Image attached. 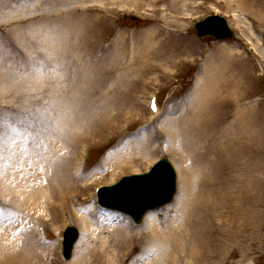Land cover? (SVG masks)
<instances>
[{
	"label": "rangeland",
	"instance_id": "rangeland-1",
	"mask_svg": "<svg viewBox=\"0 0 264 264\" xmlns=\"http://www.w3.org/2000/svg\"><path fill=\"white\" fill-rule=\"evenodd\" d=\"M209 15L224 17L235 39H199L194 23ZM155 93L156 118L147 108ZM190 108L213 151L241 123L235 156L223 154L215 171L223 173L216 178L219 212L228 222L238 213L239 193L225 173H253L258 259L243 264H264V0H0V235L11 239L0 264H70L82 242L91 259L101 238L104 252H113L111 239L126 234L112 263H144L152 236L146 214H155L168 238L183 199L163 123ZM116 150L130 151L127 168L115 173L106 163ZM161 157L177 175L171 202L137 226L95 206L96 185L144 173ZM5 173H28L30 181L5 189ZM39 189L46 196L25 206L21 198H39ZM77 213L88 214L94 237L83 235ZM66 219L78 230L68 260L60 254ZM112 226L116 236L108 232ZM245 250L228 264H239Z\"/></svg>",
	"mask_w": 264,
	"mask_h": 264
},
{
	"label": "bare ground",
	"instance_id": "bare-ground-1",
	"mask_svg": "<svg viewBox=\"0 0 264 264\" xmlns=\"http://www.w3.org/2000/svg\"><path fill=\"white\" fill-rule=\"evenodd\" d=\"M174 1L178 2V0ZM153 42H155L154 34L146 35L144 44L149 46ZM200 97L202 99L208 98L204 95H200ZM197 116L198 112L190 108L186 109L183 118L168 117L165 124L163 123V134L167 136L165 151H170L177 161V166H179L183 199L176 201L178 206L173 216L176 224L170 229L168 238L165 235L161 236L160 224L154 216L155 214L153 212L146 214V221L150 224L152 236L151 244L148 247L149 253L146 255L147 257L145 256L142 264H228L227 259L235 251L237 254L240 248L246 250L243 257L240 258L239 264H243L246 259L251 261L258 259L259 229L256 204L253 200L255 194L253 173H225V177L229 178L239 193L237 199L239 202L238 213L234 217L232 216L228 222L219 212L222 200L219 199V182L216 178L217 176L222 177L223 173H216L215 171H217V164L223 162V154L230 155L231 160L235 156L234 148H239L243 136L241 123L234 126L231 130V136H225L224 140H217L216 149L213 151V147L210 146L211 140L204 135L202 120ZM253 118L256 119V116ZM130 148L132 147L130 146ZM129 151L116 150L110 153V160L106 163L107 167H110L115 173L127 168L125 166L128 164L126 159ZM255 151L257 152V148ZM231 167L233 168L232 164ZM4 175L2 187L5 189L13 186L20 178L30 181L27 179L28 173H5ZM40 191L43 190L35 191L40 194L39 198L33 195L32 199L31 194L23 196L21 199H23L24 205L36 207V204L40 203L41 196H46L44 191L42 193ZM5 196L14 200L13 193L7 192ZM77 220L80 222L83 235L86 234L90 238L94 237L97 229L94 228L88 214L80 215L77 213ZM108 229L112 236H116L115 233L119 232L115 226ZM7 238L6 235H0V263L7 256L5 246L11 240ZM128 238L130 235L126 234L121 239H111V242H114L112 245L113 252L108 250L104 252L106 240L101 238L100 243L102 245L98 250L92 251L91 256L94 258L91 257V259L85 256L88 247L82 242L79 245L80 248H78L75 260L70 264H113L117 252L126 247ZM233 240L235 243H231Z\"/></svg>",
	"mask_w": 264,
	"mask_h": 264
},
{
	"label": "water",
	"instance_id": "water-1",
	"mask_svg": "<svg viewBox=\"0 0 264 264\" xmlns=\"http://www.w3.org/2000/svg\"><path fill=\"white\" fill-rule=\"evenodd\" d=\"M200 37L234 38L225 22L210 18L198 25ZM175 172L166 158H162L148 173L123 177L117 184L100 190L99 202L107 208L130 214L136 220L149 209L169 202L175 192ZM78 232L70 228L65 237V256L68 258Z\"/></svg>",
	"mask_w": 264,
	"mask_h": 264
}]
</instances>
